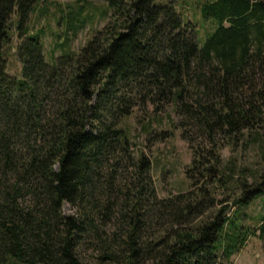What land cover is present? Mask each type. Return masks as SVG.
Masks as SVG:
<instances>
[{
	"label": "trees",
	"instance_id": "obj_1",
	"mask_svg": "<svg viewBox=\"0 0 264 264\" xmlns=\"http://www.w3.org/2000/svg\"><path fill=\"white\" fill-rule=\"evenodd\" d=\"M55 1L0 0V264H233L250 237L264 240V215L251 226L237 213L264 192V164L249 181L221 154L244 142L264 161V0L200 2L217 24L203 45L174 0H105L108 23L50 62L30 19ZM168 103L193 158L189 189L161 198L120 123Z\"/></svg>",
	"mask_w": 264,
	"mask_h": 264
},
{
	"label": "rangeland",
	"instance_id": "obj_2",
	"mask_svg": "<svg viewBox=\"0 0 264 264\" xmlns=\"http://www.w3.org/2000/svg\"><path fill=\"white\" fill-rule=\"evenodd\" d=\"M174 1L183 20L193 22L196 26L199 43L203 45L217 26L215 21L210 18L204 19L201 15L200 2L203 0ZM79 8L83 10L79 19L85 20V23L83 28L75 32L74 24L72 26L70 24V16H74V11ZM111 13L112 10L105 0H56L49 5L47 11L33 13L30 26L33 30L43 28L46 59L52 62L54 58L64 53V49L79 51L97 30L108 23ZM17 41L18 37L14 35L11 49L7 51V67L10 74L19 77L22 73V64L14 53ZM178 121L175 104L168 103L161 112H156L151 104L146 110L136 107L133 113L124 117L120 123L129 135L132 154L137 157L144 152L152 160L151 175L157 194L161 198L186 191L190 186L185 171L192 161L193 152L188 141L182 138V130L177 128ZM167 131H171L172 135L162 137V132ZM221 154L224 164L231 167L237 175H242V168H247L249 181L255 179L264 164L261 151L253 144L249 146L237 141L233 145L224 143ZM129 171L133 175L132 170ZM121 172L119 181L128 183L123 177L131 174L125 175L123 170ZM234 194H239V190L230 188L227 192L219 193L218 198L222 200ZM62 209L65 215L76 212L70 203H65ZM234 210L232 209V212ZM237 213L244 225L254 226L257 219L264 215V192L250 204L238 208ZM81 254L87 259H95L94 255H96L90 249L81 251ZM232 262L233 264H264V240L257 236L250 237L241 251L233 256Z\"/></svg>",
	"mask_w": 264,
	"mask_h": 264
}]
</instances>
